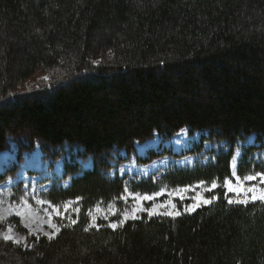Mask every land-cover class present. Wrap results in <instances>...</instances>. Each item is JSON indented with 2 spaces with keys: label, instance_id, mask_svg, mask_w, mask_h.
<instances>
[{
  "label": "trees",
  "instance_id": "trees-1",
  "mask_svg": "<svg viewBox=\"0 0 264 264\" xmlns=\"http://www.w3.org/2000/svg\"><path fill=\"white\" fill-rule=\"evenodd\" d=\"M38 72L48 81L16 95ZM11 97L0 101V148L9 133L26 142L19 150L38 146L49 167L69 152L92 169L65 164L70 186L41 193L53 204L80 198L76 222L57 219L50 240L11 218L31 247L0 240V264H264V204H229L221 187L215 201L176 217L140 214L111 229L88 216L124 194V180L107 176L120 151L146 164L163 155L135 156L133 144L153 134L167 143L185 129L199 135L196 151H228L131 192L222 182L238 140L260 143L264 0H0V99ZM240 165L239 175L251 172L250 161Z\"/></svg>",
  "mask_w": 264,
  "mask_h": 264
},
{
  "label": "rangeland",
  "instance_id": "rangeland-1",
  "mask_svg": "<svg viewBox=\"0 0 264 264\" xmlns=\"http://www.w3.org/2000/svg\"><path fill=\"white\" fill-rule=\"evenodd\" d=\"M38 74V76H37ZM40 74V75H39ZM48 77V74L36 73L30 79L26 80L24 83H21V90L30 91V89H37L40 87V82L44 81L46 83L48 80L41 79L42 77ZM17 91V94H24L23 91ZM199 135L198 134H189L186 130L185 132H179L175 137L169 140L167 143H163L160 138L153 137L141 144L134 145L135 156L138 158H146L150 152H154L155 154H163L158 159L153 160L150 163H141L138 162L133 156L126 155L123 151L119 152L120 162L115 160L112 163L113 168L108 172L107 176L110 179L118 178L125 181V188L127 187L130 191L131 183H138L141 181H147L152 179L156 181L161 178L162 175L166 174L172 170H187L196 167L207 166L208 164L214 161L212 152L217 150V147H212L214 144L206 143L202 144L201 149L196 151V146H200ZM257 146L252 138H249L244 143H238L237 148L235 149L233 155L237 154L239 151V155L237 156L236 161V170L238 172V166L241 164V160L243 158V154L250 147ZM220 149L227 151L223 144H220ZM189 151H194L192 153H188ZM168 152L170 154H164ZM76 153V150H73V154ZM186 153V155H183ZM188 153V154H187ZM180 155L181 157L174 158L172 155ZM248 157V155H247ZM256 163L263 161V155L261 152H257L251 156ZM250 161V159H248ZM232 162V160H231ZM80 164V170L82 169L84 172L92 169V165L90 162H81L80 159H71V154L66 152L65 155L53 163L51 167H49V160L44 159V154L38 148V146L34 147L32 150L23 153V155L16 156L15 148L13 145L10 146L9 150L0 154V177L6 176L4 180L0 181V233L6 232L8 225H12L13 234L18 236H25V233L20 232L16 227V225L10 221L11 218H16L21 227L25 228L29 233V229H32L33 236H46L45 232L51 233L53 229H51L48 224L45 222L48 219L47 214L43 211L44 208L47 207V204H37V199H41V193L48 191L52 187L65 189L69 187L71 183V179L73 177L64 178L65 164ZM230 170L232 171V167L230 164ZM231 175V174H230ZM198 183L192 185L194 190H190L188 193L184 194V199L181 200L179 196L173 194V190L177 189H164L163 194L157 196L154 201H142L137 203L130 195L124 194L122 196H126V198H121L119 201L108 202L105 204L97 203L91 209V215L88 214L90 223L93 227L97 228L99 225H107L109 228L113 229L109 225L113 222H116L123 217L120 215L121 212L127 210L129 215L125 220H135L138 219L140 214H148L146 209H151L153 205H164V207H160L157 211L151 216H165V217H176L169 216L166 213L169 211L179 212L180 214L184 213H192L196 209L201 206H206L208 204H203L199 207H196L193 211H187L186 208L188 206L193 205L194 201L192 200V196L196 195L198 192L202 193L205 198H209L208 193L203 190V188H196L195 186ZM20 189L22 195H16L14 192V188ZM124 188V190H125ZM184 188V187H179ZM159 189L157 192H160ZM131 192V191H130ZM230 198L235 199L233 193H228ZM21 197H25L28 201V204L31 205L32 215L29 216L27 206L22 208H17V205L21 204ZM17 199V200H16ZM171 202L176 205L173 209L166 202ZM73 207H77L78 201ZM121 202V206L119 203ZM212 202V201H211ZM259 202V201H257ZM252 203V202H249ZM238 204V203H233ZM248 204V203H247ZM111 206V210L110 209ZM141 207L145 210H140L135 213V216L132 215V209L136 207ZM99 209V210H97ZM16 211H20L23 213V216L16 215ZM49 211H51L49 209ZM11 213V214H10ZM77 212L69 211L67 215L71 217L73 220V216ZM89 213V212H88ZM115 213V215L113 214ZM95 217V219H93ZM23 219V223L21 222ZM57 219L62 220L65 223H72L70 219H63L60 216H56L53 214L52 221L56 223L59 227L60 224L57 222ZM24 224H27L28 227H25ZM42 229V231H41ZM48 237V236H46ZM0 240H3L0 238ZM5 241V240H3ZM12 242V241H10ZM24 244L23 242L21 243ZM19 244V245H21Z\"/></svg>",
  "mask_w": 264,
  "mask_h": 264
},
{
  "label": "snow or ice",
  "instance_id": "snow-or-ice-1",
  "mask_svg": "<svg viewBox=\"0 0 264 264\" xmlns=\"http://www.w3.org/2000/svg\"><path fill=\"white\" fill-rule=\"evenodd\" d=\"M94 63H99V62L95 61ZM41 79L48 80L49 77L45 76V77H42ZM185 131L186 130L184 129L181 130L182 133ZM238 155H239V151H237L236 155H233L232 162H231V167H232L231 175L225 176L222 182H218L217 179H213L210 183L205 182V181H200L195 187L203 188V190L206 192H213L217 187H222L225 189L224 198L227 200L229 204L238 203V204L246 205L249 202L255 203L257 201L264 204V171L250 172V173L244 174L243 176L239 175L236 170V161H237ZM190 190H194L192 186H185L184 188L174 189L173 194L179 196V198L183 200L184 194L188 193ZM124 191L126 194L130 195L134 200H136L139 205V203L142 201H154L157 196H160L163 194L164 189H161L160 192H156L151 195L146 194V193L141 194V193L130 192L127 187L125 188ZM228 193H233L235 196V199L230 198L228 196ZM121 198H126V196H122ZM191 198L194 201V203L193 205L188 206L186 208L187 211H193L196 207H199L201 203L209 204L211 203L212 200H215L218 197L216 195H213L209 199V198H205L202 193L198 192L196 195L192 196ZM79 199L80 198H77V201ZM36 202L37 204H41V205L47 204V207L43 209V211L48 216V219L45 222L48 224V226L51 229H53V231L51 233L45 232L44 235L48 236L50 240L53 239L56 233L60 231V227L52 221L53 214L56 216H60L63 219L71 220V217L67 215V213H69V211H75L77 213L79 212L78 207H73V205L76 203L75 201H66V202H63L62 204H53L51 201L37 199ZM166 203L173 209L176 207V205L174 203H171L170 201ZM25 206H27L26 210L28 211L29 216H31L32 215L31 205L28 204V201L25 199V197H21V204L17 205L16 207L22 208ZM160 207H164V205L154 204L151 209H146V211H148V214L151 216ZM49 209L51 211H49ZM109 210H111V206ZM140 210H145V209H142L139 206L136 208H133L131 210L132 215L135 216V213ZM15 214L18 216H23V213L20 211H16ZM88 214L91 215V210H89ZM113 214L115 215V213ZM166 214L169 216L180 215L179 212H173V211H169ZM120 215L123 217V219H120L109 225L113 229L117 228L118 226H122L125 220L128 218L129 213L127 210H125L121 212ZM93 219H95V217H93ZM21 222L23 223V219ZM71 222L75 223L76 221L71 220ZM24 226L28 227L27 224H24ZM13 232H14L13 227L12 225L9 224L7 231L0 233V238H2L5 241H12V243L17 244V245L23 242L25 247H31V245L27 243V238L25 236H18V235L13 234ZM33 234L34 233L32 229H29L28 235H33Z\"/></svg>",
  "mask_w": 264,
  "mask_h": 264
},
{
  "label": "bare ground",
  "instance_id": "bare-ground-1",
  "mask_svg": "<svg viewBox=\"0 0 264 264\" xmlns=\"http://www.w3.org/2000/svg\"><path fill=\"white\" fill-rule=\"evenodd\" d=\"M21 97V96H20ZM13 99H16L17 100V98L15 97V98H2V99H0V101H2V104H5V103H7V102H12L13 101ZM185 130V129H184ZM179 132H181V130L180 131H178L177 133H175L171 138H170V140L173 138V137H175ZM195 134H197V133H195ZM153 137H158L157 136V134H153L152 135V137L150 138V139H152ZM159 138V137H158ZM249 138H252L253 139V141H254V143L257 145V146H253V147H250L248 150H247V153L245 152L244 154H243V158H242V160H241V162H244L245 160H248V159H250V164H251V169H250V171L251 172H259V171H256L257 170V168H259V169H262L263 167L262 166H260V164L261 163H263L264 164V138H262L261 139V141H260V143H258L259 141H257V138H256V136L255 135H251V136H249V137H247V138H243V139H239L238 140V142L236 143V146H235V148H234V151H235V149L237 148V144L238 143H244L246 140H248ZM149 140V139H148ZM147 141V140H146ZM26 144V142H23V141H19L18 142V144H17V141H16V139L15 138H13V136H10L9 135V133H7L6 135H5V146H3L2 148H0V154L1 153H3V152H6V151H8L9 150V148H10V146L11 145H13V148H15V151H16V156H18V155H23V153H25V152H27V151H25V150H19V149H21L20 147H22L23 145H25ZM135 144H141V143H134L133 144V151H134V145ZM219 145H220V143H215L212 147H217V150L215 151H213L212 152V154H214V155H219V153H220V148H218L219 147ZM225 148H227L226 146H225ZM228 149V148H227ZM223 150V149H222ZM224 151V150H223ZM228 151V150H227ZM227 151H224V152H227ZM234 151H233V153H234ZM52 152H53V150H52ZM135 152V151H134ZM257 152H261V154L263 155V161L262 162H259V163H256L254 160H253V158H251V156L252 155H254L255 153H257ZM247 155H248V157H247ZM117 156V155H116ZM232 157H233V155H232ZM213 159H214V161L212 162V163H210V164H208L207 166H209V165H215V162H216V157H214L213 156ZM232 160V159H231ZM230 164H231V161H230ZM239 166H241L240 164H239ZM239 166H238V168H239ZM81 166H80V164H74V165H72L71 166V168L73 169V170H77V169H79ZM87 171H89V170H87ZM231 171V170H230ZM84 171L81 169V173H83ZM231 174V173H230ZM64 178H68V177H64ZM56 188V187H55ZM218 188H220V187H217L216 189H218ZM222 188V187H221ZM215 189V190H216ZM223 190H224V192H225V189L224 188H222ZM214 190V191H215ZM213 191V192H214ZM213 192H210L209 194H208V196L211 198L214 194H213ZM17 200V199H16ZM216 200V199H215ZM215 200H212V201H215ZM45 201H47V200H45ZM227 201V200H226ZM228 203V202H227Z\"/></svg>",
  "mask_w": 264,
  "mask_h": 264
}]
</instances>
